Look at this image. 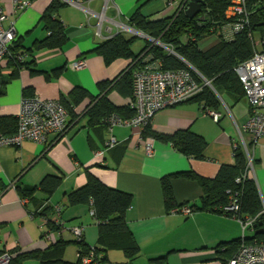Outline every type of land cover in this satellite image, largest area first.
<instances>
[{
  "label": "crops",
  "instance_id": "1",
  "mask_svg": "<svg viewBox=\"0 0 264 264\" xmlns=\"http://www.w3.org/2000/svg\"><path fill=\"white\" fill-rule=\"evenodd\" d=\"M21 1L30 2V6L13 11L12 0H0V5L9 14L8 23H15L14 46L19 52L30 51L25 60L28 68H21L15 78H10L14 71L10 67L0 71V79L7 81L0 94V117L17 118L25 94L60 100L77 87L86 89L94 97L107 94L115 106H128L130 98L125 99L111 90L113 86L102 94L99 84L114 81L129 62L118 60L107 66L94 49L121 33L119 24L129 26L130 17L142 5V13L152 20L170 18L175 13L174 8L160 0L150 3L148 0H120L119 3L118 0H81L79 6L73 3L76 0H59L65 5L57 18L64 24L67 43L62 49L36 50L35 43L47 36L40 21L53 0ZM102 13L104 19L98 36ZM123 34L130 38L127 33ZM147 41L154 44L152 40ZM81 60H85L86 66L81 70L73 68V64ZM31 69L42 73L34 74ZM58 69L62 72L56 77L54 72ZM221 99L219 122L208 114L209 110L196 103L185 102L160 111L152 123V128L159 132L191 129L202 136L208 144L206 159L202 161L189 158L171 144L159 141H154V154L148 157L132 129L115 127L110 132L102 125H89V117L84 112L87 102L77 108L81 114L79 119L69 125L63 135H51L47 147L25 141L20 148H0V254L16 249L43 251L58 241H47L44 236L51 229L43 224L45 217L38 213L46 202L52 207L61 206L65 224L83 226L85 243L91 248L96 247L98 226L91 216L90 206L68 205V195L86 185L89 171L105 185L133 195L127 220L141 247L136 264H149L150 259L165 255H168V264H223L216 250L223 244L243 238L241 224L231 216L209 211H196L189 217L180 212L169 214L162 191V179L166 176L193 171L213 179L223 165L234 164V150L239 145L243 146L240 130L248 119L250 106L244 98L236 100L223 95ZM112 135L120 144L108 150L103 157H97L96 153L105 149ZM244 138L253 154L251 177L264 202V141L252 145L248 134ZM61 173L65 181L52 197L48 198L41 191L33 199H26L27 202L20 197L18 187L38 186L45 176ZM12 183H15V188ZM171 184L178 209L182 205L190 208L201 205L203 191L197 182L174 177ZM46 218L52 224L58 219L52 210ZM245 237H254V231L247 230ZM63 239L73 242V236L68 232L63 234ZM67 256L64 257L66 261L69 260ZM105 257L107 261L101 264L127 263L120 250H111Z\"/></svg>",
  "mask_w": 264,
  "mask_h": 264
},
{
  "label": "trees",
  "instance_id": "2",
  "mask_svg": "<svg viewBox=\"0 0 264 264\" xmlns=\"http://www.w3.org/2000/svg\"><path fill=\"white\" fill-rule=\"evenodd\" d=\"M152 1L155 0H148L147 3ZM191 1L189 0L183 9L175 10L170 18L162 20H152L149 16H145L142 13L144 7L142 5L128 21L129 27L153 40H159L162 45L172 48L178 56L171 54L158 44L152 45L151 41L137 54L133 51L135 37L127 38L123 33L105 40L94 49V53L102 57L107 66L118 60L129 62L127 68L114 81L99 84L102 94L113 86L111 90H115L123 98H130L132 101L134 98V73L142 65L144 58L152 55L153 61L161 63L163 71L187 69L203 86L202 91L188 100V103H196L205 110L218 112L223 105L221 99L223 95H230L236 100L245 99V91L235 68L253 56V45L249 35L256 33L259 38L264 37V5L255 8L251 16L250 27L247 30L235 35L232 40H227L223 35L222 28L228 23L225 12L231 0H200L203 4V12L193 19L186 15V9ZM64 5L59 0H53L42 15L40 24L47 36L35 43L36 50L62 49L66 45L65 27L57 18ZM214 35H219L214 44L203 47L206 41ZM12 51L19 53L15 46ZM28 66L25 62L17 64L12 60H8L6 63V68L10 67L14 70L11 79L17 76L21 68H28ZM190 66L206 81L210 82L212 87L205 85L203 79ZM31 72L34 74L42 73L33 69ZM61 72L62 69L56 70L54 76H60ZM47 77L50 79L48 74ZM6 83L5 79H0V94L3 92ZM25 97L33 96L25 94ZM58 101L68 112L70 119V122L68 119V127L79 119L81 114L77 108L84 102H87L84 112L89 117V125L92 126L102 125L108 129L105 120L112 114H119L123 118L135 116V110L131 108L130 104L124 107L115 106L110 102L107 94L94 97L82 87L75 88L67 97H62ZM17 127V118L0 117V131L3 134L11 135L16 132ZM143 138L171 144L177 151L189 158L199 161L206 159L207 141L191 129H179L173 133H164L154 130L151 125L144 130ZM234 153V164L223 165L213 179L202 177L193 171L164 177L162 179V191L167 213L171 214L173 210L178 209L171 180L174 177H183L197 182L203 191L201 205L191 207L194 212L209 211L224 214L223 208L229 204L230 196L236 194L241 218L246 220L257 217L262 211V199L255 180L247 175L242 182H237V179L243 177L247 172V155L241 145L235 148ZM64 181L63 173L52 174L45 176L38 186L18 187L17 190L22 199H33L38 191L50 198L59 190ZM133 199L132 194L105 185L87 171L86 185L68 195V205L71 207L90 206V210L94 213L92 217L98 226L97 246L89 247L84 238L82 241L76 239L73 242L65 241L62 234L57 236L55 240L58 241L46 250L23 252L16 249L12 251L11 253L16 254V256L11 264H28L29 262H36V264H84L83 259L91 253L94 254V260L90 264H101L107 261L105 254L111 250L122 251L127 258L126 264H136L137 258L141 255V247L134 238L127 220V212L133 204ZM185 206L187 205H182L179 208ZM55 207L46 202L38 215L45 217L51 231L58 232L60 227L56 223L52 224L46 218L51 210L55 213ZM58 207L61 208L59 205ZM254 228V237L245 238V242L256 241L264 244L262 219L257 220ZM242 242L243 240L240 239L217 248L216 251L223 260V264L233 258L240 249ZM71 244L78 247V258L74 263L64 259L65 251ZM222 247L225 248V252H220L219 249ZM149 264H168V255L152 258L149 260Z\"/></svg>",
  "mask_w": 264,
  "mask_h": 264
},
{
  "label": "built area",
  "instance_id": "3",
  "mask_svg": "<svg viewBox=\"0 0 264 264\" xmlns=\"http://www.w3.org/2000/svg\"><path fill=\"white\" fill-rule=\"evenodd\" d=\"M80 2L81 0L73 1L78 6L81 5ZM188 2L189 0H167L168 6L175 10L183 9ZM259 5H264V0H231L225 12L228 23L222 28L225 39L232 40L235 35L247 30L251 24V16ZM12 6L13 11L23 10L30 6V2L12 0ZM103 19L104 13L99 16L98 36L101 35ZM8 21L9 14L0 5V71L6 67L8 60L22 64L28 56L27 52L14 53L12 51L16 40V28L14 22L8 23ZM7 23L8 25H6ZM119 28L122 30L121 33L137 32L125 25L119 24ZM218 37L219 35L212 36L203 47L214 44ZM249 37L253 45V56L235 68V72L245 91V99L250 106L248 119L240 130L243 148L248 158V168L246 174L237 179L238 183L242 182L247 175L251 176L253 171V154L244 135L248 134L250 136L252 145H258L261 141H264V37L257 39V41H255L253 34H250ZM157 44L174 54L172 53L173 49L162 45L160 42ZM153 60L152 55L146 56L142 65L134 73V98L130 106L135 110V116L133 118H123L119 114H112L105 120L110 132L115 127L132 129L134 136L144 146L148 157H152L154 154V140L144 139L143 132L152 125L155 116L166 108L176 107L187 102L203 89V86L198 83L191 71L187 69L163 71L161 63ZM85 66V60L73 64V68L77 70H81ZM190 68L203 79L205 85H211L193 67L190 66ZM208 114L215 122L220 121L221 115L218 112L209 110ZM17 119L18 127L15 133L5 135L0 131V148H20L25 141H34L41 146L47 147L51 135L61 136L66 132L69 115L58 100L43 99L38 96H24L20 102V111ZM118 144L119 141L112 135L106 143L105 149L98 151L96 156L103 157L108 150ZM12 187L15 188V183H12ZM24 202H27V200L24 199ZM176 212L188 217L194 214L193 209L188 206L173 210L171 213L174 214ZM223 212L224 215L236 219L243 230V242L240 249L225 264H264V244L256 241L252 243L245 242L246 231H254V226L259 218L262 219L264 224V202H262V211L257 217L243 220L239 214L240 207L235 194L230 196V202L223 208ZM55 213L58 218L56 225L60 227V230L58 232L48 230L44 235L45 239L47 241L54 240L57 236L68 232L77 241H82L84 238V227L66 226L61 217L62 209L58 206L55 207ZM93 214V211H91V216ZM43 224L48 225V221L45 219ZM219 250L220 252H225L224 247ZM216 253L218 254V251ZM15 256L16 254L11 252L0 254V264H11ZM93 260L94 254L91 253L83 259V263L90 264Z\"/></svg>",
  "mask_w": 264,
  "mask_h": 264
},
{
  "label": "rangeland",
  "instance_id": "4",
  "mask_svg": "<svg viewBox=\"0 0 264 264\" xmlns=\"http://www.w3.org/2000/svg\"><path fill=\"white\" fill-rule=\"evenodd\" d=\"M160 1L167 2V0H160ZM119 2H120V0H118V3ZM116 5H118V4H116ZM119 9H120V7H119ZM127 36L130 38L135 37V43L133 45V51L137 54L143 50V48L146 46V44L148 42L147 39L142 34H140L139 32L127 33ZM254 37H255V41H257V39H259V36L256 33L254 34ZM154 44H157V43H154ZM73 241H76L74 237H73ZM97 244H98V239H97L96 245ZM92 248H94V247H92ZM66 254L68 255L67 257L69 259L68 262H71V263L76 262L77 246L75 244L69 245L67 247V250L65 251V255ZM28 264H30V263H28Z\"/></svg>",
  "mask_w": 264,
  "mask_h": 264
},
{
  "label": "water",
  "instance_id": "5",
  "mask_svg": "<svg viewBox=\"0 0 264 264\" xmlns=\"http://www.w3.org/2000/svg\"><path fill=\"white\" fill-rule=\"evenodd\" d=\"M203 12V4L200 2V0H192L190 3H189V6L188 8L186 9V15L190 18V19H193L195 18L197 15L199 14H202ZM203 20V18H202ZM147 39L151 40L149 37L146 36ZM152 41L154 43H158L159 40H153ZM174 53L175 55H177L174 51L172 52ZM210 87H212L210 85ZM262 225V224H260Z\"/></svg>",
  "mask_w": 264,
  "mask_h": 264
}]
</instances>
